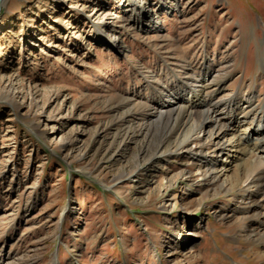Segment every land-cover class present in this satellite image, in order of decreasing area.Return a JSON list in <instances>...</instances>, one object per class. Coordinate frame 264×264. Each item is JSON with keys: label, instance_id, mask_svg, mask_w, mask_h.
Masks as SVG:
<instances>
[{"label": "rangeland", "instance_id": "rangeland-1", "mask_svg": "<svg viewBox=\"0 0 264 264\" xmlns=\"http://www.w3.org/2000/svg\"><path fill=\"white\" fill-rule=\"evenodd\" d=\"M138 1L155 13L143 28L129 21L122 0L1 7L6 264H264L256 236L264 181L249 191L243 179L229 187L225 174L203 177L195 158L155 162L163 124L149 119L144 99L164 68L186 77L207 66L217 97L251 94L264 105V0ZM109 31L120 49L107 42ZM245 127L227 131L222 162ZM253 128L261 150L250 158L264 164V122Z\"/></svg>", "mask_w": 264, "mask_h": 264}, {"label": "bare ground", "instance_id": "bare-ground-1", "mask_svg": "<svg viewBox=\"0 0 264 264\" xmlns=\"http://www.w3.org/2000/svg\"><path fill=\"white\" fill-rule=\"evenodd\" d=\"M5 2L6 0H0V9ZM168 3V0L160 1L159 6L167 7ZM172 3L175 6L177 0H172ZM122 5L124 11L128 12L129 21L140 28H143L145 22H151L155 14L152 12V7L146 6L142 1L122 0ZM158 23V21L152 22L155 29ZM108 36H106L107 42L120 49L119 36L111 31L108 32ZM207 61L210 64L211 60ZM166 70L164 68V75L161 74L165 77L163 81L156 78L154 86L144 87L146 88L144 99L149 107L147 116L149 119H159L163 124L159 133L161 150L156 153L159 156L154 161L161 162L163 161L161 157L172 155H183L190 160L195 158L199 161L198 170L203 177L211 180L225 174L230 183L229 187L237 185L243 179L247 181L249 191L255 187L258 192L263 186L264 168L260 169V167H264V164L260 161L252 162L250 157L253 152L261 150V140L257 137L259 134L253 125L254 122L259 124L264 122V105L257 106L251 94H233L222 99L217 97L220 84L207 79V66H204L200 72L186 71L190 74L186 77H181L170 69L168 72ZM240 124L246 125L244 133L236 135L229 143L231 150L228 149L229 153L226 155L227 157L231 155V158L222 162L219 156L227 152L225 135L230 128ZM251 139L254 141L251 142ZM242 159L244 160L241 162ZM253 195H242L241 200L256 207L257 203ZM257 215L260 224L256 236L263 243L264 255V213L259 212ZM187 234L188 231L183 233L184 236ZM7 257L0 253V264H6Z\"/></svg>", "mask_w": 264, "mask_h": 264}]
</instances>
